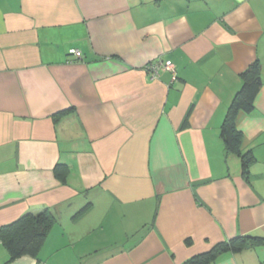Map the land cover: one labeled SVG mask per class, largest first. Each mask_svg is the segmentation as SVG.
<instances>
[{
  "label": "crops",
  "instance_id": "1",
  "mask_svg": "<svg viewBox=\"0 0 264 264\" xmlns=\"http://www.w3.org/2000/svg\"><path fill=\"white\" fill-rule=\"evenodd\" d=\"M167 60L176 80L148 69ZM46 208L38 255L8 262L0 240V264H183L264 236V0H0V226ZM213 264H264V244Z\"/></svg>",
  "mask_w": 264,
  "mask_h": 264
},
{
  "label": "trees",
  "instance_id": "2",
  "mask_svg": "<svg viewBox=\"0 0 264 264\" xmlns=\"http://www.w3.org/2000/svg\"><path fill=\"white\" fill-rule=\"evenodd\" d=\"M243 77L244 83L229 106L222 127V138L229 152L240 151L241 131L236 125L237 113L241 110L249 113L255 109V100L263 83L260 63L258 61L252 63ZM65 113L66 111H61L55 114L54 120L57 122ZM241 157L243 172L248 175L254 156L248 151L242 152ZM67 174L68 172L63 173L57 169V175L63 181L66 180ZM57 219L55 210L46 208L40 213H27L7 225L0 226V240L10 255L8 262L23 255L37 256L45 237ZM249 244H264V236H236L215 245L209 252L188 259L183 264H213L223 253L239 250Z\"/></svg>",
  "mask_w": 264,
  "mask_h": 264
},
{
  "label": "built area",
  "instance_id": "3",
  "mask_svg": "<svg viewBox=\"0 0 264 264\" xmlns=\"http://www.w3.org/2000/svg\"><path fill=\"white\" fill-rule=\"evenodd\" d=\"M69 51H70V54H73V55H75L78 58H81L83 56L82 51L77 49V48H71ZM160 64L163 67L171 70L173 72V75H174L173 79L176 80L177 76H176L175 65H174V63L171 60H167L166 62H159V61L155 62V63L153 62V63L149 64L148 69L150 71H152L153 74L156 75L159 72Z\"/></svg>",
  "mask_w": 264,
  "mask_h": 264
}]
</instances>
